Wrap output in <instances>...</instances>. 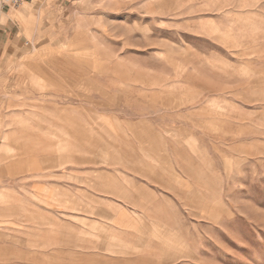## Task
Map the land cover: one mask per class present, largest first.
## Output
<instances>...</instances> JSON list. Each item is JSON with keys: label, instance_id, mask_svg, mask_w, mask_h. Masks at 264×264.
<instances>
[{"label": "rangeland", "instance_id": "374dc122", "mask_svg": "<svg viewBox=\"0 0 264 264\" xmlns=\"http://www.w3.org/2000/svg\"><path fill=\"white\" fill-rule=\"evenodd\" d=\"M25 12L0 74L4 120L59 123L82 105L142 122L143 149L165 172L173 162L176 204L153 220L98 204L83 217L45 185L54 174L19 179V195L5 182L0 264H264V0H38Z\"/></svg>", "mask_w": 264, "mask_h": 264}, {"label": "crops", "instance_id": "0c3cea01", "mask_svg": "<svg viewBox=\"0 0 264 264\" xmlns=\"http://www.w3.org/2000/svg\"><path fill=\"white\" fill-rule=\"evenodd\" d=\"M37 2L23 0L17 8L0 7V74L8 64L4 61L10 55L8 51L26 32L28 15L25 10ZM12 60H16L14 55ZM61 114L59 123L26 121L20 112L12 113L10 121H5L3 109H0L1 187L9 183L7 187L12 188V194L19 195L14 189L19 179L34 180L43 176L52 180L54 174L61 178L60 181L45 185L53 186L60 195L66 196L63 202L74 206L75 212L83 217L86 216L84 211L96 210L98 204V208L108 214L117 210L119 213L115 217L127 214L132 218L135 214H143L153 220L161 215L159 211L165 205L176 204L172 190L173 170L169 168L173 167V162L167 163L165 172L160 163L161 153L143 149L139 140L148 135L144 123L102 117L98 109L82 105L66 107ZM100 118L103 123L99 122ZM57 138L61 140L60 146ZM63 176L75 182L64 183ZM192 190L194 194V188ZM2 210L0 204V215Z\"/></svg>", "mask_w": 264, "mask_h": 264}, {"label": "built area", "instance_id": "2783aa9c", "mask_svg": "<svg viewBox=\"0 0 264 264\" xmlns=\"http://www.w3.org/2000/svg\"><path fill=\"white\" fill-rule=\"evenodd\" d=\"M22 3H23V0H0V7L17 8V7H20Z\"/></svg>", "mask_w": 264, "mask_h": 264}]
</instances>
